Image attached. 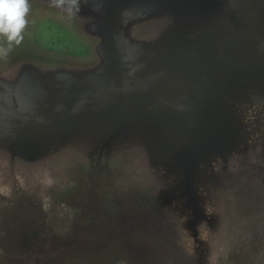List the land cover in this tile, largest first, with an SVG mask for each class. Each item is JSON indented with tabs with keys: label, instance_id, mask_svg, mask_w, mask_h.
Here are the masks:
<instances>
[{
	"label": "rangeland",
	"instance_id": "rangeland-1",
	"mask_svg": "<svg viewBox=\"0 0 264 264\" xmlns=\"http://www.w3.org/2000/svg\"><path fill=\"white\" fill-rule=\"evenodd\" d=\"M29 2L22 43L0 57V87L24 111L55 117L85 97L114 31L107 51L183 101L203 93L208 48L264 67L254 0ZM210 74L225 137L213 107L164 104L127 68L52 127L0 101V264H264V78L214 58Z\"/></svg>",
	"mask_w": 264,
	"mask_h": 264
},
{
	"label": "water",
	"instance_id": "water-1",
	"mask_svg": "<svg viewBox=\"0 0 264 264\" xmlns=\"http://www.w3.org/2000/svg\"><path fill=\"white\" fill-rule=\"evenodd\" d=\"M257 10L260 12L261 16L264 19V0H254ZM116 41V33L113 32L112 36H110V40L102 46L101 52L110 60L113 61L108 74L101 80L96 86H94L81 100L76 102V104L65 112L61 113L55 117H48L39 112L30 110L24 111L20 107H16L12 100L7 96L6 92L2 87H0V101L7 109L10 116L19 119H31L39 123L40 126H55L58 125L78 114L81 110H83L95 96H97L104 89L108 88L109 85L113 82L118 72L127 68L138 82L143 84L151 94H153L156 98L161 100L164 104L172 106L174 108L184 110V111H196L202 109L206 106L213 107L219 117L222 120V129L220 130V134L224 136V132L226 129V118L223 115L222 108L217 102H213L211 100L212 95V87H211V74H210V62L211 59L214 58L230 70L236 72L240 76L256 79V78H264V67L263 68H247L239 64L237 61L232 60L224 53L220 52L216 48H208L203 56L202 60V75H203V93L202 95L193 102L183 101L177 99L163 90H161L134 62L129 59L121 60L114 53H109L107 51V47L113 46ZM224 140H217L218 145L223 144ZM245 146L243 147V149ZM242 149V148H241ZM240 150V149H239ZM239 157V156H238ZM220 161L215 162L217 166H221ZM225 164L226 162L223 161ZM222 163V164H223ZM214 164V163H212Z\"/></svg>",
	"mask_w": 264,
	"mask_h": 264
},
{
	"label": "clouds",
	"instance_id": "clouds-1",
	"mask_svg": "<svg viewBox=\"0 0 264 264\" xmlns=\"http://www.w3.org/2000/svg\"><path fill=\"white\" fill-rule=\"evenodd\" d=\"M56 7L65 6L66 0H52ZM77 4V0H71ZM31 11L29 0H0V38L7 46L0 45V57H7L13 45H20L28 26Z\"/></svg>",
	"mask_w": 264,
	"mask_h": 264
},
{
	"label": "bare ground",
	"instance_id": "bare-ground-1",
	"mask_svg": "<svg viewBox=\"0 0 264 264\" xmlns=\"http://www.w3.org/2000/svg\"><path fill=\"white\" fill-rule=\"evenodd\" d=\"M243 2V1H242ZM249 3L251 2V1H248ZM252 3V2H251ZM250 3V4H251ZM249 4V5H250ZM243 5V4H242ZM253 5V4H252ZM244 6V5H243ZM250 7V6H249ZM252 7V6H251ZM255 7V6H254ZM253 8V7H252ZM256 8H254V10H255ZM252 10V9H251ZM258 10L256 9V12H257ZM256 16H257V21L255 22V21H252V20H249L248 21V23H249V25H250V27H252V28H255L257 31H258V33L260 34V35H264V22H263V20L260 18V16L258 15V14H256ZM245 18V17H244ZM248 80H250V81H252L253 79H248ZM250 81L248 82V83H250ZM251 86H252V84H251Z\"/></svg>",
	"mask_w": 264,
	"mask_h": 264
},
{
	"label": "flooded vegetation",
	"instance_id": "flooded-vegetation-1",
	"mask_svg": "<svg viewBox=\"0 0 264 264\" xmlns=\"http://www.w3.org/2000/svg\"><path fill=\"white\" fill-rule=\"evenodd\" d=\"M239 104L238 103H236L235 104V106H238ZM236 119L238 120V121H234V123H242L243 122V120H241V117H239V116H236Z\"/></svg>",
	"mask_w": 264,
	"mask_h": 264
},
{
	"label": "trees",
	"instance_id": "trees-1",
	"mask_svg": "<svg viewBox=\"0 0 264 264\" xmlns=\"http://www.w3.org/2000/svg\"><path fill=\"white\" fill-rule=\"evenodd\" d=\"M66 29V28H65ZM67 30V29H66ZM68 33H69V31H68ZM63 35H69V34H63Z\"/></svg>",
	"mask_w": 264,
	"mask_h": 264
}]
</instances>
